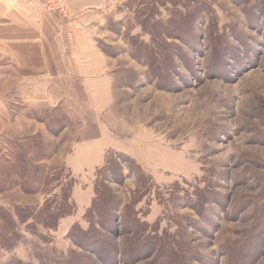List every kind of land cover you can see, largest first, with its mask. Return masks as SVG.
Segmentation results:
<instances>
[{
    "label": "rangeland",
    "instance_id": "1",
    "mask_svg": "<svg viewBox=\"0 0 264 264\" xmlns=\"http://www.w3.org/2000/svg\"><path fill=\"white\" fill-rule=\"evenodd\" d=\"M101 5L96 85L6 97L0 264H264V0Z\"/></svg>",
    "mask_w": 264,
    "mask_h": 264
},
{
    "label": "crops",
    "instance_id": "2",
    "mask_svg": "<svg viewBox=\"0 0 264 264\" xmlns=\"http://www.w3.org/2000/svg\"><path fill=\"white\" fill-rule=\"evenodd\" d=\"M66 1L73 13L72 19H65L60 13L45 12L35 4L0 0V134L8 123L20 128L22 134L12 135L20 140L23 135L38 132V128L22 131L29 127L24 124L22 114L10 118L6 97L15 94L18 105L24 109L54 106V94L59 93L60 86L70 83L71 57H76L77 45H84L86 64L91 62L90 66L82 65V69L76 66L78 75L91 74L93 86L97 83L96 77L101 75L96 71L100 63L91 43L93 23L101 12L102 0ZM72 47L73 55L70 54ZM74 150L86 155L81 143ZM91 157L92 166L100 163L99 154H91ZM67 164L73 168V163Z\"/></svg>",
    "mask_w": 264,
    "mask_h": 264
},
{
    "label": "built area",
    "instance_id": "3",
    "mask_svg": "<svg viewBox=\"0 0 264 264\" xmlns=\"http://www.w3.org/2000/svg\"><path fill=\"white\" fill-rule=\"evenodd\" d=\"M17 4H35L42 10L48 13H60L62 16L66 17L68 14L67 9L63 5L62 2H58V0H44L41 2V0H14Z\"/></svg>",
    "mask_w": 264,
    "mask_h": 264
},
{
    "label": "trees",
    "instance_id": "4",
    "mask_svg": "<svg viewBox=\"0 0 264 264\" xmlns=\"http://www.w3.org/2000/svg\"><path fill=\"white\" fill-rule=\"evenodd\" d=\"M31 193V192H30ZM94 206V205H93ZM92 209V208H91ZM68 213H70V212H68ZM31 215V214H30ZM60 217H62V216H59V218ZM20 218V221H22V218H21V216L19 217ZM58 218V219H59ZM8 224H7V227L10 229V230H12L13 228H15L12 224H13V219H11V220H8V221H6ZM2 244V243H1Z\"/></svg>",
    "mask_w": 264,
    "mask_h": 264
}]
</instances>
